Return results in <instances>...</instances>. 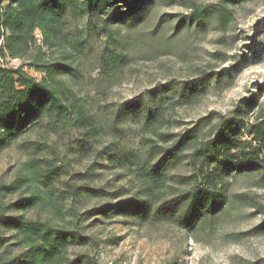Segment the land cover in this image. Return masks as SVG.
Instances as JSON below:
<instances>
[{
    "label": "trees",
    "instance_id": "obj_1",
    "mask_svg": "<svg viewBox=\"0 0 264 264\" xmlns=\"http://www.w3.org/2000/svg\"><path fill=\"white\" fill-rule=\"evenodd\" d=\"M154 1L0 0V152L17 145L26 157L11 182L0 184V264H96L81 253L71 258L72 250L94 243L78 230L79 223L90 217H128L135 225L166 222L191 234L222 209L227 179L251 175L264 188V95L261 102L254 96L237 103L226 117L219 116L208 125L206 132H202L207 126L204 118L180 133L159 132L170 124L173 109L202 98L209 82L203 75L186 82L172 101L143 109L139 132L146 137L144 152L112 139L96 154L106 163L102 168L127 172L134 192L132 186L111 193L91 188L85 180L96 175L90 170L64 180L66 167L57 165L47 136L76 132L74 151L83 157L90 154L102 131L101 120L76 90L88 34L97 30L112 41L98 64L101 80L109 83L124 69L126 60L115 33L139 26ZM215 1L211 7L191 5L190 21L200 27L209 14L225 28L230 22L229 7L249 0ZM8 59L21 64L9 68ZM260 92L264 94V85ZM136 108L128 101L115 109L111 129L117 131L115 121L127 119ZM33 130H39L42 138L19 143ZM44 153L52 160L40 158ZM181 170L182 174H173ZM12 197L16 200L10 202ZM118 197L126 199L116 205L101 204L84 214L77 212V205L87 199ZM255 209L264 216V208L255 205ZM12 211L46 212L48 217L26 220L8 216ZM11 247L20 253L11 257Z\"/></svg>",
    "mask_w": 264,
    "mask_h": 264
},
{
    "label": "rangeland",
    "instance_id": "obj_2",
    "mask_svg": "<svg viewBox=\"0 0 264 264\" xmlns=\"http://www.w3.org/2000/svg\"><path fill=\"white\" fill-rule=\"evenodd\" d=\"M216 3L155 0L139 26L121 28L115 33L116 45L126 60L124 69L109 83L101 80L98 64L99 56L112 41L97 30L88 34L87 56L79 65L82 73L76 90L101 120L102 131L90 154L83 157L74 151L72 140L78 137L76 132L47 136L48 143L54 146L57 165L66 167L65 181L72 174L90 170L96 176L85 180L89 187L111 193L132 186L134 192V183L127 172L102 168L106 163L96 154L112 139L128 149L144 152L146 137L139 132L143 109L172 101L179 88L201 75L209 81L202 98L187 107L173 109L170 124L160 133L183 132L202 118L207 123L202 132H206L217 117H226L237 103L254 96L260 102L263 100L260 87L264 85V0L230 6V22L225 28L209 14L200 27L190 21L191 5L211 7ZM20 64L9 59L5 63L9 68ZM23 70L35 78L39 76L28 67ZM128 101L138 105L133 110L137 116L128 115L123 121H115L118 130L111 129L112 112ZM41 134L39 130L29 131L19 143L40 139ZM114 134L117 136L112 138ZM151 138L159 141L157 137ZM40 158L52 160L47 153ZM25 160L17 145L0 152V184L10 183ZM176 173L182 174L183 170L173 174ZM227 182V200L220 212L201 222L191 234L166 222L135 225L128 217L94 216L78 225L82 236L94 243L72 250L71 258L81 253L96 264H264V216L255 209V205L264 208V188L251 175H234ZM124 199H87L77 205V212L84 214L101 204L116 205ZM14 200L16 197L9 199ZM7 215H19L26 220L48 217L46 212L37 211L25 214L12 211ZM9 250L11 257L20 253L15 247Z\"/></svg>",
    "mask_w": 264,
    "mask_h": 264
}]
</instances>
